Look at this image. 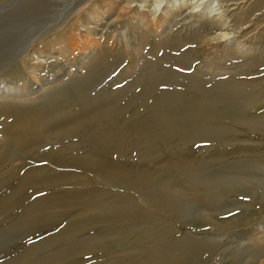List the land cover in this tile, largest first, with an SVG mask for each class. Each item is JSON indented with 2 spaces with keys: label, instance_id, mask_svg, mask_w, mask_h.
<instances>
[{
  "label": "bare ground",
  "instance_id": "6f19581e",
  "mask_svg": "<svg viewBox=\"0 0 264 264\" xmlns=\"http://www.w3.org/2000/svg\"><path fill=\"white\" fill-rule=\"evenodd\" d=\"M23 1L28 0H6L5 3L3 2L0 5V13L5 9H11V7L22 6ZM69 1L70 3L74 1V8L78 5L81 6L80 8H89L87 3L90 0ZM209 1L175 0V5L179 7V16L174 21L175 24H171L173 25L171 30L180 24L185 28L187 25L193 27L196 22H200L203 28L205 27L206 32L220 31L215 36H212V34V37L208 39V44L212 45L213 48L215 47L217 51L220 47H223L235 56L243 52L250 54L249 46L246 45L245 40L255 34V30L259 28L257 27L259 20L250 21L255 26L252 29L250 27L252 24L249 23L250 25L246 26L241 24L240 21L239 23L236 21H238L239 11L245 7L251 10V13L249 12L251 15L253 14V1L213 0L215 5L211 6L209 13L211 16L208 15L207 18H203ZM156 5L157 0H122L111 5L104 12H93L94 25L89 22L79 24L81 37L99 34L101 32L99 27L102 25V28L109 29L112 38H115L120 45L121 42H124L127 49L131 47L130 40H133L132 44L134 45L131 48L136 51V62L138 63L142 49L146 46L148 38L151 39V37L147 38V34L153 32H149V28L158 25L155 18H149L153 12L159 10ZM74 8L70 9L69 12L71 13ZM171 9L167 7L162 10L163 14L161 13L160 22L169 18ZM90 10L92 11L91 8ZM77 11L82 10L78 9ZM67 12V9H65L61 14L54 15L51 27L48 23H45L44 32L41 33L40 38L42 39L49 32L58 27L60 28L61 25L67 24L71 16H65L64 14ZM74 13L76 14V12ZM7 20L9 19L6 16L4 20L2 18V22ZM15 24L10 23L9 27L14 28L17 26ZM70 24L72 25V23ZM119 24L123 25L118 28L117 25ZM198 31L200 30L194 28L192 34L194 32V35H196ZM8 33L11 34L12 32L9 31ZM8 33L7 36L10 35ZM3 35L0 36V42H2L0 51L3 48L11 51L16 48V45L20 44V37L17 35L12 36V42L4 44L6 36ZM193 37L192 40L196 38ZM177 38L176 41L180 39ZM186 38L187 42L185 44H189L191 40L188 37ZM168 40L166 39L164 48L180 50L179 45L178 47L168 45L170 42ZM94 41L90 40L86 43L87 47L83 46L84 53L76 64L70 65L66 62L67 64L63 66V72H61L64 73L63 75L58 74L59 76H54L51 81L44 80V82H41L35 75L36 78L34 82L32 81L34 89H44V93L36 104L24 105L14 101L13 98L15 97L21 99L25 96L23 95L24 92L11 82L0 83V136L6 138L4 140H13L15 147L18 148V150L12 148L10 153L0 156L1 172L4 171L2 167L11 158L16 157L15 160L17 161L35 149V157H37L35 159L45 162L44 167L40 166L39 169L34 171L24 172L25 175L20 178L18 187L13 192H8V195L6 193V197L0 198V216L9 213L7 209L13 206L9 202L11 203L15 199V194L20 189L27 188L28 191L32 189L31 193L29 192L32 196L54 188L55 190L67 188L69 189V195L66 194L67 196H62L60 193H58V196L57 194L52 195L51 192H48L41 198L40 204H30L28 209H25L26 211L23 210L22 217L15 224L13 223L15 226H11L14 231L27 233L36 227L54 224L62 219H67L70 222V225L67 226L66 224L67 227L63 228L61 234L58 232L60 236L53 239H57V241L59 239L58 242L56 241V245L59 246L58 251L49 253L45 258L35 261L36 264H70L67 262L69 258L81 256L90 257L91 259L82 262L77 261V264L87 263V261H90L91 264H206L202 260L203 249L205 246L209 247L211 242L200 241L198 238H191L187 235L174 237L176 233L174 224L180 221L217 224L219 221L216 222L208 210L224 212L227 206L224 205L226 203L224 201L228 196L233 193L235 195L236 192L242 189L246 190L254 184H257V187L258 185H264L262 178L258 179V176H256V179L253 178L254 175L252 177L250 171H245L250 174H246L244 171L234 173V169L232 171L228 168L231 165L226 168L217 164L228 156V149L232 146L231 143L240 133L238 128H246L248 132H264V115L246 116L248 110L258 106L264 100L260 98L258 91H256L258 90L257 83H251L252 85L249 84L251 85L249 86L248 83L244 84L243 81L242 84H235L234 82L232 84L226 82V80L225 82H216L212 86H206L210 81L200 78V76L206 75L200 70H197L194 74L184 75L159 68L161 71L147 74L144 71L152 69L155 64L146 58L147 60H144L142 64L144 71L142 70L136 76L137 78H134L136 80L128 81L123 88L117 91L110 92L107 90L109 93H99L93 99H89L86 107L75 113L67 112L65 114L64 111L68 106L61 101L70 98L71 95H83L87 91L91 92L88 85L93 84V87H95L94 83L97 78L109 73L111 68L114 67L107 56H104L106 54L97 53L93 55L94 49H97L96 47H105L99 40L94 39ZM30 46L24 53H21L22 56H27L31 60L38 59V50L35 48L37 51H33ZM88 49L91 50V54L88 53ZM50 51L41 54V57L44 60L45 58H55ZM103 52L105 53L106 49ZM156 53L157 51L154 54L156 55ZM174 53L176 52L171 53L166 49L161 61L170 62L175 60L176 62L179 61L178 64L183 65V67L189 66L190 54L185 52L180 56H176ZM13 54L16 55L17 52ZM261 64H264V60L253 57L250 66L249 64L245 66L251 69ZM73 67H76V70L72 79L59 82L65 74H70L69 72L72 71ZM31 68L36 72L34 66ZM247 68L244 67L245 70L241 73L247 75ZM83 71L85 72L83 77H78L84 73ZM130 71L129 67L122 70V72L118 70L120 73H118L117 78L130 76ZM251 71L253 74L260 72L259 68V72L255 73L253 69ZM158 73H162V76H159L161 74ZM167 77H172L173 82L171 80L169 82L166 79ZM168 83L174 86L171 90L162 87ZM141 84L143 85L142 90L136 92L126 104L113 107L114 104L121 102L130 90L137 89ZM241 98L247 99L242 100ZM55 103H58L56 105L62 110L57 112L59 118L55 119L50 114L47 117L44 116L46 118H42V113L44 111L51 112V108ZM10 117H12V121L6 122ZM1 141L2 139H0V143L3 142ZM10 143L12 142L10 141ZM160 147H163L166 154H168L164 162L160 160L163 156L160 154ZM37 160L35 161L37 162ZM26 166L24 163L22 167ZM67 167L69 169L65 171L63 168ZM50 168L54 170L49 173ZM244 168L246 169V167ZM80 170L90 174L92 179H86L81 174L82 172L80 173ZM230 170L233 173H230ZM36 171H39L43 176L33 179L31 176ZM7 179L0 180V187L4 186L3 182ZM15 179H19V177ZM92 181H100L104 185H110L112 189L121 188L123 192L109 189L99 190V187L98 189L89 187L86 190H76L75 188L77 183L79 185L93 184ZM246 192H250V190ZM251 192L257 194L256 190ZM198 198L210 201L209 207L197 206ZM67 199L77 201L78 204H68L66 203ZM81 202L88 203L84 206L87 209H85L86 211H92L90 205L94 204L96 212L94 210L90 215H86L85 219L78 218L75 213L72 217L70 215L71 209L81 208L83 206ZM15 204L14 206L17 205ZM57 210L62 211L56 212ZM36 214L39 215L36 216ZM68 215L71 217L68 218ZM73 219L75 220L71 224ZM93 230H97V232H92ZM261 231L263 235L260 239L245 247L240 243L231 255L236 260L244 254H248L251 258L264 257V227H261ZM55 250L57 249L55 248ZM111 254L115 257L107 259L106 256ZM20 261L22 260L20 259ZM26 264L32 263L27 261Z\"/></svg>",
  "mask_w": 264,
  "mask_h": 264
},
{
  "label": "rangeland",
  "instance_id": "374dc122",
  "mask_svg": "<svg viewBox=\"0 0 264 264\" xmlns=\"http://www.w3.org/2000/svg\"><path fill=\"white\" fill-rule=\"evenodd\" d=\"M5 1L6 0H0V5H2L3 2L5 3ZM120 1H122V0H90L87 3V5L89 4L88 5L89 8L85 9V8H80L81 6H79V5L74 8V6H73L74 1L73 2L71 1V3H70L69 0H53V1L52 0H28V1H23V3L21 4L22 6H20L21 8L16 6L15 8L11 7V9L3 10V12L0 13V33H1L0 36H2V34H4L3 36H6L4 39H6V41H7V42L5 41L3 43L7 44L9 42H12V40H11L12 36L17 35L20 37V40H19L20 44L16 45L15 46L16 48L12 49L13 51L12 50L11 51L10 50H4V48L1 49V51H0V83L11 82V83H13V85H16V87L18 89H20L22 92H24L23 95H25L21 99L17 98V97L13 98L14 101L22 103L24 105L25 104H32V103L36 104V103H38L40 97L44 93V89H42V90H35L34 89V87L32 85V81L34 82V79L36 78L35 75L37 76V78L41 82H44V80L45 81H48V80L51 81L54 78V76H57L58 74L63 75L64 73H61V72H63V69H64L63 66H65L67 64L66 62H68L70 65L76 64L78 62V60L82 58V55L84 53L83 52V46L87 47L86 43H88L90 40L95 42L94 39H96L97 41L99 40L101 42V44L105 45V47L104 48L96 47L97 49H94L93 55H96L97 53L101 54V55L106 54L104 56H107L109 62L112 63V65L114 64V67L111 68L109 73H105V75L109 74L108 76L104 75L101 78H97L96 82L94 83L95 87H93V84L88 85L89 87L87 86L88 88H90L89 90L91 91V92L87 91L88 94L85 93L83 95L80 94V95H75V96L71 95L70 98H66L64 100L62 99L63 101H61V102L65 103V105L68 106V107H66L67 109L65 108L66 109L64 111L65 114L67 112L68 113H75L79 109L86 107V105L89 102V99H93L99 93H102V92L109 93L108 91H110V92L117 91V90L123 88L128 81L136 80L134 78H137L136 76H138L140 74V72L143 70V65H142L143 61L147 60V59L148 60L150 59V61H152L155 64L154 67H152V69L150 68L147 71L143 70L144 72H147V74H150L153 72L156 73L159 70V68H163L166 71L167 70H170L173 72L175 71L177 74H184V75L194 74L197 70H200L201 72L206 74V75L200 76V78L202 77L204 80L208 79V81H210L206 84V86H212L216 82H219V81L225 82L226 80H227L226 82L232 83V84H234V83L235 84L236 83L242 84L244 82V84L248 83V85H249L251 83H255V84L257 83V85H258L257 89L258 90H256V91H258V95H260V98L264 99V64H261L259 66H255V68H251V69L250 68L248 69L245 66L248 64L250 66V62L252 61L253 57H257V58H260L261 60H264V0H252L253 1L252 3H254L253 4L254 9H253L252 15L250 14L251 10L247 7L243 8L238 13V19H237L238 21H236L237 23H239V21H240L241 24H244L246 26L252 24L250 26L252 29V27L254 25H253V22L250 23V21H252V20L257 21V19H258L259 21H258L257 27H259V28L256 27L257 30H255V34L246 38V40H245L246 45L249 46V51H250L251 55L243 52L241 54H236V56L230 54L229 50L227 52V50H225L223 47H220L217 51L215 47L213 48L212 45H209L208 39H210L212 36H215V34L219 33L220 31L212 30V31L206 32L205 27L203 28V26L200 22L199 23L196 22L194 24L195 26H193V27H191L190 25H187V26H185V28H184V26H182L180 24V25L175 26L173 28V30H171V27L175 24L174 21H176V18L179 16L178 15L179 14L178 13L179 7H177L175 5V3H174L175 0H161L162 6L159 7L158 11L153 12L149 16L150 19L155 18V20H157V22H158V25H156L157 27L153 25L154 27L149 28V32L153 31L152 32L153 35H152V33H150L152 36L150 34H147V38L151 37V39L148 38V40L150 39L149 41L147 40L148 45L145 44L146 46L142 49L141 58H139L140 60L138 63L136 62L137 61L136 51H134L131 48L134 45V44H132L133 40H130L131 41V47H129L127 49V48H125L124 42H121V45H120V43L117 42V40L115 38H112L109 29L102 28V25L99 27L101 29V32L99 34L81 37L82 33H81V30L79 29L80 23L89 22L90 24L94 25V18H93L94 15L92 16V14H94L93 12H97V11L104 12L111 5L117 4ZM186 1H188V0H186ZM215 3H216V1H215ZM212 5H215V4H214L213 0H210L208 2V7L203 14V18L208 17ZM95 6H96V8H94ZM167 7L172 8L171 13L169 15V18H166V21L160 22L161 21L160 18L163 14L162 10L166 9ZM72 8H74L75 10L73 9L70 13L69 11ZM90 8L92 9V11L90 10ZM65 9H67L68 12L65 13L64 15L65 16H67V15L72 16V17L70 16L71 19L69 18V20H68L69 24L67 23L65 25H61L60 28L58 27L57 29L53 30L52 32H49L48 34H46V36H44L41 39L40 38V36L42 35L41 33L44 32V28H45L44 24L48 23L50 26L52 24L51 21L54 18V15L61 14L62 12L65 11ZM78 9L79 10L81 9L82 11L79 12V11H77ZM55 12H57V13H55ZM74 12H76V14ZM5 16L9 20H7L6 22H2V18L4 20ZM209 16H211V15H209ZM72 19H74V20H72ZM80 19H82V20H80ZM74 21H76V22H74ZM14 22L17 24V26L14 28L13 27L10 28L9 27L10 23L15 24ZM70 23H72V25ZM171 24H173V25H171ZM42 25H43V27H41ZM122 25L119 24V25H117V27L120 28ZM188 28H190V30H188ZM194 28L200 30V31H198L199 36H198V34H196L197 36L194 35L195 34L194 32L192 34V31ZM105 30H106V32H105ZM185 30H186V33H185ZM9 31H11L12 33L11 34L8 33ZM170 32H171V34H170ZM7 33L10 35L7 36L6 35ZM167 35H168V37H167ZM172 36L175 39V41L172 38ZM37 37L40 39H38ZM176 37H178L180 39L177 38L178 40L176 41ZM186 37H188V39H190L192 42L190 41L189 44H185L187 42ZM192 37L193 38L196 37V38L192 40ZM166 39L167 40L169 39L168 41H170L169 42L170 44L168 43V45H172L171 47H178V45H179L181 47L180 50L178 49V51H177V50H171L170 48L169 49L164 48ZM172 42H173V44H172ZM174 42H176V43H174ZM181 42H182V44H181ZM107 43H108V45H107ZM161 43H163V44H161ZM178 43H180V44H178ZM0 44H2V42H0ZM21 44H22V47H21ZM155 44H157V45H155ZM29 46L33 48L32 49L33 51L36 49L38 50V51L36 50L38 55H39L38 59H32L31 60V59H28L27 56H24V55L22 56L21 53H24V51ZM108 46L110 48H112L111 49L112 51L110 50V48H106ZM88 48H89V46H88ZM153 48L156 50H154ZM104 49H106L105 53L103 52ZM151 49H152V51H151ZM166 49L169 50L171 53L176 52V53H174L176 56H180L181 54H183L185 52L190 54L189 55L190 57L188 56L189 60H190L189 66L187 65V67H185V66L183 67V65L178 64L179 61L176 62L175 60H171L172 62L171 61L170 62L161 61L163 54H164ZM97 50H98V52H97ZM107 50H109V51H107ZM49 51L52 53V55L55 56V58H50V59L45 58V60H44V58L41 57V54H45L46 52H49ZM88 51H89L88 52L89 54L92 53V52H90L91 51L90 49H88ZM155 51H157L156 55L154 54ZM16 52H17L16 55L13 54ZM37 53L35 54L36 58H37ZM151 53H153V54H151ZM122 54H123V56H122ZM174 54H172V55H174ZM72 56H73V58H72ZM70 59H72V60H70ZM70 61H72V62H70ZM33 66L36 68V72H34L32 70L31 67H33ZM240 66H242V67H240ZM128 67L131 69V71H130L131 73L129 74L130 76L126 75L124 77L117 78L118 73L122 72V70H124ZM244 67L248 69V71L246 70L248 72L247 75L245 73L244 74L241 73V71L245 70ZM258 68H259L260 72L258 71ZM117 69L120 72H118ZM252 69L255 73L256 72H259V73L253 74L251 71ZM75 70H76V67H73L72 71L69 72L70 74H65V76H63L59 82H61L62 80H65V79L71 80ZM159 71H161V70H159ZM219 72H220L221 76H219L220 75ZM217 73H218V75H216ZM237 73H239V74H237ZM84 74H85V72L82 75H79L78 77H83ZM158 74H161L159 76H162V73H158ZM115 77H116V79H114ZM166 79L168 81L171 80V82H173L172 77L171 78L167 77ZM140 83H142V82H140ZM147 83H149V82H147ZM251 85H249V86H251ZM142 86L143 85L141 84L137 87V89L130 90L127 93V95L124 97V99L121 102H119L120 104L119 103L114 104L113 107H117V106H121V105L126 104L128 102V100H130V98L136 92H139L142 90ZM162 87L167 88V89L170 88V90H171L174 86L171 83H168L167 85H163ZM248 88H250V87H248ZM160 90H161V88L159 89V91ZM259 90H261V91H259ZM241 99L244 100L247 98H241ZM58 102H60V101H58ZM56 104H58V103H55V105L52 106L51 112L44 111L42 113L43 114L42 118H46L47 115L49 116V114L52 115V117H55V119L59 118L57 112L58 111L61 112L62 110ZM19 109H21V108L19 107ZM53 111H54V113H53ZM248 115L250 117L264 115V100L258 106L253 107L252 109L248 110L246 116H248ZM44 116H46V117H44ZM11 121H12V117L8 118V120L6 122H11ZM0 129H1V127H0ZM238 129L240 130V133L237 134L238 136L236 135L237 137L234 138L233 142L231 143L232 146H230L228 149V151H229L228 156L226 157L225 160L223 159L220 162H218L217 164L218 165L220 164L221 166H225L226 168L229 165H231L228 168H230L232 171L235 170L234 173L235 172H242V171H244V172L250 171V173L252 172V174H251L252 177L254 175L253 178L256 179L257 178L256 176H258V179L262 178L261 180L264 181V132H260V131L248 132V131H246L247 130L246 128H241V127ZM0 139H2V141H3L6 138L0 136ZM10 141L12 143H10ZM4 147H6V148H4ZM237 147H238V149H237ZM12 148H14L15 150H18V148L15 147L13 140H10V139L4 140L2 143H0V150H1L0 156L7 155L8 153H10V150ZM162 149H163V147L159 148L160 154L163 155L160 160H163V162H164L166 160L168 154H166L165 149H163V150ZM235 149H237V150H235ZM35 150L31 151L29 154H25L26 155L25 157L22 156L23 158H21L17 161L15 160L16 157L11 158V160L9 161L10 163L8 162L6 165H4L2 167V170H4V171L1 172V169H0V173H1L0 174V176H1L0 180L7 179V177H8V179L5 180L6 182L4 181L3 182L4 184L2 183L4 186L0 187L1 188L0 189V198H4L6 193L8 195L10 193V191L13 192L18 187L19 180H21L20 178L23 177L27 171L28 172L34 171L35 169H39L40 166L41 167L45 166L44 161H38L37 159H35V158H37V157H35V153H36ZM230 150H231V152H230ZM164 154H165V156H164ZM35 160H37V162ZM19 163H20V165H19ZM24 163L27 166L23 168L22 166ZM16 164L19 165L20 167L17 166ZM14 165H16V166L14 167ZM34 165H36V166H34ZM134 166H136V164H134ZM232 166H233V168H232ZM21 167L24 170L23 169L21 170ZM234 167L235 168L237 167V168L235 169ZM244 167H246V169ZM247 167H248V169H247ZM254 167H256L257 169ZM15 169L21 170V171L16 170L17 171L16 172ZM63 169L66 171L69 168L67 167V168H63ZM9 170H11V171H9ZM53 170L54 169L50 168L48 170V172L49 173L53 172ZM231 170L229 171L230 173L232 172ZM261 171L263 172V174ZM5 172H7V173L3 174ZM18 173H19V175H18ZM80 173L82 175H84L86 177V179H88V178L92 179V176L90 174H87V172L85 173V171L80 170ZM250 173H246V174H250ZM11 174H13L14 177H13V175L8 176ZM3 175H5V176H3ZM42 176H43V174H41L39 171H36V172H33L31 177H33V179H36V178L42 177ZM18 177H19V179H15ZM92 182H93V184L89 183V184H80L79 185V183H77L75 185V188H76V190H86L89 187L95 188V189H98V187H99V190H103V189L108 190L109 189V190H114L117 192H120V191L123 192V190L121 188L112 189L110 185H107V184L104 185L100 181H97V182L92 181ZM101 185H103V186H101ZM106 185H107V187H106ZM79 186H81V187L79 188ZM108 186H110V187H108ZM256 187H257V184H254V186H251V187L249 186L248 189L246 188V190L242 189L241 191L236 192L235 195H233L234 194L233 193L230 196H228L226 198V201H224V202H226L224 205H227L225 208V210L227 212L226 211H224V212L215 211L214 212V211H211V209L208 210L211 217L215 218L214 220L216 222L219 221L217 224L216 223H202V222H199V223H201V224H199V223H193L192 221H187V222L186 221L185 222L180 221L177 224H174V227L176 230L174 237H182L184 235H187L191 238H195V239L198 238V240H200V241L204 240V241H207L208 243L211 242V243H209L210 245L208 244L209 247L205 246L203 249L204 254L202 256V260L206 264H228V263L229 264H264V257L258 256V257H252L251 258V257H249L248 254H244L245 256L243 255L240 259L236 260L231 255L239 247L240 243L243 244V247L249 246L250 243L257 241L263 235V233L261 231V227H264V193H263L264 192V189H263L264 185H261V186L258 185V187L257 188ZM20 190L17 192L18 195L15 194V197H14L15 199H13L11 201V203L9 202V204H13L12 207L7 209L8 210L7 212H9V213H5L4 215L0 216V222L6 223V224L0 223V231H1L0 235H2V236H0V264H14V263L15 264H21V263L26 264L27 261L34 264L35 261L37 262L38 260L45 258L47 254L57 252L59 249V246L56 245L57 239L56 240H53V239L60 236V234L64 230L63 228L70 225V222L67 219H62L61 221H56V223H54V224H45V226H39L38 228L36 227L35 229L29 230L27 233L24 231L19 232V231L12 230L11 226H13L15 224V222L18 221V219L22 217L23 212H24L23 210L28 209L30 204L31 205L36 204V203L40 204L42 201L41 198H43L48 192L49 193L51 192L50 194H52V195L57 194V196L59 195L58 193H60L62 196L66 195V194L69 195V189H67V188L60 189V190H58V189L55 190V188H54L52 190L42 191V192L34 194L32 196L30 194L31 193L30 191L32 189L30 191H28L27 188H25V189H23L24 192H23V190H21V191ZM38 190H40V189H38ZM247 190H250V192H246ZM255 190H256L257 194H252L251 191H255ZM54 191H55V193H54ZM258 192H261V193H258ZM247 194H248V196H247ZM233 196H235V197H233ZM37 199H38V201H37ZM197 202H198L197 206L202 207V208L209 207V204H210V201L200 199V198H198ZM200 202H202V204H200ZM14 203H16L17 205L15 204L16 206H14ZM66 203L73 204V205L78 204L77 201H74V200L71 201L68 199H67ZM81 204L83 205L81 208H77V209L72 208L71 209V213H70L71 216L75 213L76 215H78V218L85 219L86 215L87 216L90 215V213L93 212L94 210L96 212V206L94 204L90 205V208L92 211H86L87 209L84 206L88 205V203L86 204L85 202H81ZM140 204H142V203L140 202ZM93 206H95V207H93ZM77 210H79V211H77ZM61 211L62 210H57L56 212H61ZM81 211H82V213H81ZM39 214H36V216ZM46 215H48V214H46ZM70 215H68V218L71 217ZM4 218H6V219H4ZM74 220L75 219L71 220V224L74 222ZM65 221H67V222H65ZM66 224H67V226H66ZM194 224H195V226H193ZM200 225H203V226H200ZM92 232H97V230H93ZM250 239H252V240H250ZM234 240H236V241H234ZM41 241H43V242L41 243ZM58 241H59V239H58ZM235 243H237V244H235ZM55 248L57 250H55ZM208 248H210V249H208ZM229 248L231 251L229 250ZM224 252H225V256H224ZM85 257L86 256L71 257L67 260V262L70 264H77L78 262H82L83 260L86 261L87 259H91L90 257H88V258H85ZM114 257L115 256L112 254L106 256L107 259H111ZM253 258H254V260H253ZM20 259L22 261H20ZM255 259H257V260H255ZM92 260H94V259H92ZM245 260H247V261H245ZM248 260H250V262H248ZM252 261H253V263H252ZM89 263H90V261L89 262L87 261V263H83V264H89Z\"/></svg>",
  "mask_w": 264,
  "mask_h": 264
},
{
  "label": "clouds",
  "instance_id": "9594fccd",
  "mask_svg": "<svg viewBox=\"0 0 264 264\" xmlns=\"http://www.w3.org/2000/svg\"><path fill=\"white\" fill-rule=\"evenodd\" d=\"M156 6H157V7H161V6H162L160 0H157V5H156Z\"/></svg>",
  "mask_w": 264,
  "mask_h": 264
}]
</instances>
